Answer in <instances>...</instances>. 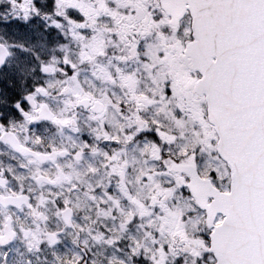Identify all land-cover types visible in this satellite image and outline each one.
<instances>
[{
    "label": "snow or ice",
    "instance_id": "1",
    "mask_svg": "<svg viewBox=\"0 0 264 264\" xmlns=\"http://www.w3.org/2000/svg\"><path fill=\"white\" fill-rule=\"evenodd\" d=\"M0 264H264V0H0Z\"/></svg>",
    "mask_w": 264,
    "mask_h": 264
}]
</instances>
